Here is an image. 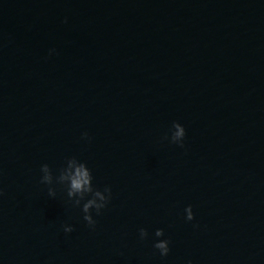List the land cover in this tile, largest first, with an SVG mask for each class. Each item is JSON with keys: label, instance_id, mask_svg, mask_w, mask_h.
<instances>
[{"label": "water", "instance_id": "obj_1", "mask_svg": "<svg viewBox=\"0 0 264 264\" xmlns=\"http://www.w3.org/2000/svg\"><path fill=\"white\" fill-rule=\"evenodd\" d=\"M188 261L264 264V0H0V264Z\"/></svg>", "mask_w": 264, "mask_h": 264}, {"label": "clouds", "instance_id": "obj_2", "mask_svg": "<svg viewBox=\"0 0 264 264\" xmlns=\"http://www.w3.org/2000/svg\"><path fill=\"white\" fill-rule=\"evenodd\" d=\"M55 51V49H50L49 50V55L52 54V52ZM177 127H180L179 125H177ZM184 133V129L182 127H180V131L177 132V135H183ZM89 174L88 171L83 167H78L76 169L75 174L72 176V188L76 191H80L82 188L86 189V186L89 185ZM91 203V202H90ZM88 205H85V209L87 210ZM189 218H191V209L189 208ZM146 233H143L142 230V235H144ZM161 232L158 231L157 235H160ZM169 242L168 241H162L158 244L155 245L156 248L161 250V255H167L169 252V246H168ZM188 264H192L191 261H188Z\"/></svg>", "mask_w": 264, "mask_h": 264}]
</instances>
